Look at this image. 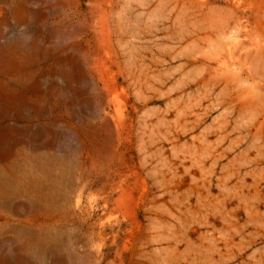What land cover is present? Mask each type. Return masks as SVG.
<instances>
[{"label":"rangeland","instance_id":"374dc122","mask_svg":"<svg viewBox=\"0 0 264 264\" xmlns=\"http://www.w3.org/2000/svg\"><path fill=\"white\" fill-rule=\"evenodd\" d=\"M0 264H264V0H0Z\"/></svg>","mask_w":264,"mask_h":264}]
</instances>
